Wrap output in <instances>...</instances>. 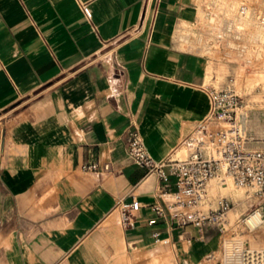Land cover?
<instances>
[{"label":"crops","instance_id":"crops-1","mask_svg":"<svg viewBox=\"0 0 264 264\" xmlns=\"http://www.w3.org/2000/svg\"><path fill=\"white\" fill-rule=\"evenodd\" d=\"M217 9L215 0H0V264L215 263L217 226L148 222L174 180L134 161L127 133L136 126L157 161L187 152L209 109L211 69H224L222 83L237 70L197 45L215 38L200 18H226ZM89 161L111 170H84ZM131 194L140 209L123 228L115 206Z\"/></svg>","mask_w":264,"mask_h":264},{"label":"built area","instance_id":"built-area-1","mask_svg":"<svg viewBox=\"0 0 264 264\" xmlns=\"http://www.w3.org/2000/svg\"><path fill=\"white\" fill-rule=\"evenodd\" d=\"M82 7L85 15L91 17L89 6L84 4ZM250 15V4L242 0L236 18H250ZM254 18L264 26V6L255 11ZM233 30L232 21L225 20L223 31L217 32L215 38L239 40L241 34H234ZM237 47L244 50L240 43ZM206 91L209 109L186 139V156L157 161L150 154L139 129L133 126L128 130L129 156L149 171L157 172L164 183L171 178L174 180L173 190H161L165 203L152 205L155 216L148 222L155 224L158 218H166L172 227L194 225L203 233L207 227L217 226L219 230L226 231L221 225L228 221L234 202L222 195L213 206L211 180L219 178L223 184L232 181L236 186L245 188L255 200L251 209L239 220L243 230L254 232L264 227V149L249 148L247 145L249 138L238 115L243 104L235 79L231 77L222 83L214 78ZM82 167L98 174L111 170L109 162L89 161ZM139 209L140 201L134 194L130 199L125 197L117 201L115 210L123 228L135 225ZM153 237L163 243L170 241L162 236L160 230H155ZM227 240L222 246V264H264V246H252L236 231Z\"/></svg>","mask_w":264,"mask_h":264},{"label":"rangeland","instance_id":"rangeland-1","mask_svg":"<svg viewBox=\"0 0 264 264\" xmlns=\"http://www.w3.org/2000/svg\"><path fill=\"white\" fill-rule=\"evenodd\" d=\"M215 1L218 9L212 14H225L227 18H200L201 25L209 24L217 32H222L224 21L230 20L234 26V34H241V38L239 40L233 38L198 39L196 40L198 41L197 45L201 51L211 56H225L228 63L237 69L233 78L243 104L239 110V118L247 138L258 139V142L253 143L252 147L264 149V26L254 18L255 11L263 7L264 2L263 0H247L250 4V18H236L242 0ZM238 43L241 44V47L244 46V50L238 49ZM212 72L215 73L218 82H222L224 69H211L210 73ZM250 144L251 142L247 145L252 148ZM186 154L187 152L184 150L180 156L184 157ZM210 193L213 206H216L218 197L222 195L228 196L234 202L228 215V221L221 225L226 231L218 230L222 246L233 231L239 233L240 237L252 246L264 245V227L254 232H248L243 230L239 223L240 218L251 209L252 203L255 201L245 188L236 186L232 181L223 184L219 178H214L211 180ZM216 256L218 258H215L214 264H222V248L216 253Z\"/></svg>","mask_w":264,"mask_h":264},{"label":"bare ground","instance_id":"bare-ground-1","mask_svg":"<svg viewBox=\"0 0 264 264\" xmlns=\"http://www.w3.org/2000/svg\"><path fill=\"white\" fill-rule=\"evenodd\" d=\"M221 1H222V0H221ZM222 2H225V1H222ZM219 3H220V1H219ZM221 6H223V5H221ZM230 12H231V11H230ZM257 37H258V36H257ZM249 140H250L249 142H251L250 147H252V144H253V143L258 142V139H257V138H254V137H250ZM252 148H254V147H252ZM258 149H260V148H258ZM231 210H232V208H231ZM231 210H230V211H231ZM261 240H262V239H261ZM227 241H228V240L225 241V244L227 243ZM256 243H257V242H256ZM262 246H264V245H258L257 247H262Z\"/></svg>","mask_w":264,"mask_h":264}]
</instances>
